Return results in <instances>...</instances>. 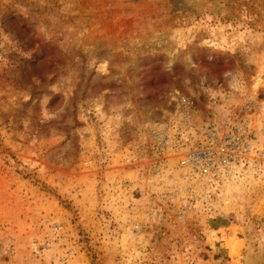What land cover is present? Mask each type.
<instances>
[{"label": "rangeland", "instance_id": "374dc122", "mask_svg": "<svg viewBox=\"0 0 264 264\" xmlns=\"http://www.w3.org/2000/svg\"><path fill=\"white\" fill-rule=\"evenodd\" d=\"M176 92L264 143V0H0V264H264V165L191 201L126 162Z\"/></svg>", "mask_w": 264, "mask_h": 264}, {"label": "built area", "instance_id": "2783aa9c", "mask_svg": "<svg viewBox=\"0 0 264 264\" xmlns=\"http://www.w3.org/2000/svg\"><path fill=\"white\" fill-rule=\"evenodd\" d=\"M172 102L167 119L146 123L143 140L149 152L128 157L127 163L150 174L177 173L191 201L229 181L263 173L264 143L256 132L255 107L248 101L219 119L200 118L191 98L180 92ZM262 128L264 133V124ZM85 166L95 167L94 161Z\"/></svg>", "mask_w": 264, "mask_h": 264}, {"label": "water", "instance_id": "95a60500", "mask_svg": "<svg viewBox=\"0 0 264 264\" xmlns=\"http://www.w3.org/2000/svg\"><path fill=\"white\" fill-rule=\"evenodd\" d=\"M258 264H263V263L259 260V263Z\"/></svg>", "mask_w": 264, "mask_h": 264}]
</instances>
